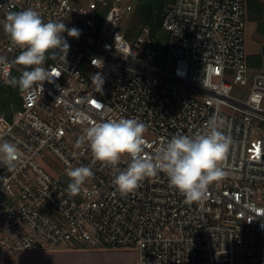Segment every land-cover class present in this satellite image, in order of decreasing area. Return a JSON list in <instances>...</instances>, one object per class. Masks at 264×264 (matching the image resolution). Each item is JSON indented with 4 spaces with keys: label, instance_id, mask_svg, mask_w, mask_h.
I'll list each match as a JSON object with an SVG mask.
<instances>
[{
    "label": "built area",
    "instance_id": "2783aa9c",
    "mask_svg": "<svg viewBox=\"0 0 264 264\" xmlns=\"http://www.w3.org/2000/svg\"><path fill=\"white\" fill-rule=\"evenodd\" d=\"M132 1L0 0V92L30 70L4 31L9 13L79 31L63 32L69 49L43 65L52 82L20 90L0 115V144L18 150L15 167L0 163V264L80 246L130 249L137 264H264V66L248 62L246 1L173 0L154 34L144 25L130 39ZM234 84L249 88L244 98ZM121 118L145 123L148 155L215 118L231 138L226 175L191 203L163 172L121 195L113 180L130 158L113 168L77 146L86 128ZM78 166L94 175L72 195L66 172Z\"/></svg>",
    "mask_w": 264,
    "mask_h": 264
},
{
    "label": "clouds",
    "instance_id": "9594fccd",
    "mask_svg": "<svg viewBox=\"0 0 264 264\" xmlns=\"http://www.w3.org/2000/svg\"><path fill=\"white\" fill-rule=\"evenodd\" d=\"M3 28L13 45L21 49L16 63L30 69L13 79V85L24 92L32 90L37 83L52 82L51 73L43 65L52 50L69 49L61 34L67 31L70 37L79 36L77 29H67L62 22H45L31 9L9 13ZM207 128L206 132L195 136L174 135L154 154L148 155L145 153L149 146L145 123L134 118L106 120L86 128L77 146L86 142L94 161L113 168L122 157L130 158L126 169L118 170L113 180L121 195L134 192L145 179L163 172L170 186L191 203L204 198L208 186L226 175L222 165L229 153L231 138L224 135L215 118L209 121ZM17 151L14 144H0V163L15 167L13 158ZM66 175L70 178L67 191L75 195L94 173L88 166H78L69 167Z\"/></svg>",
    "mask_w": 264,
    "mask_h": 264
},
{
    "label": "trees",
    "instance_id": "16d2710c",
    "mask_svg": "<svg viewBox=\"0 0 264 264\" xmlns=\"http://www.w3.org/2000/svg\"><path fill=\"white\" fill-rule=\"evenodd\" d=\"M169 0H138L136 4V13L138 21L134 25V29L128 33L130 39L135 35L138 29L144 25H148L151 28V32L154 34L161 26L163 11L167 4L171 3ZM260 0H248L249 18L258 23L261 19H264V4H260ZM257 31L262 33V25L259 24ZM52 60V55L48 56L46 63ZM248 62L251 66L260 67L262 65L261 54L252 55L248 57ZM20 92L19 87L6 84L1 88L0 92V115L4 113L7 117L10 116L12 111V105L18 108Z\"/></svg>",
    "mask_w": 264,
    "mask_h": 264
},
{
    "label": "crops",
    "instance_id": "0c3cea01",
    "mask_svg": "<svg viewBox=\"0 0 264 264\" xmlns=\"http://www.w3.org/2000/svg\"><path fill=\"white\" fill-rule=\"evenodd\" d=\"M9 264H137V256L135 252L122 248L80 246L18 253L10 258Z\"/></svg>",
    "mask_w": 264,
    "mask_h": 264
},
{
    "label": "rangeland",
    "instance_id": "374dc122",
    "mask_svg": "<svg viewBox=\"0 0 264 264\" xmlns=\"http://www.w3.org/2000/svg\"><path fill=\"white\" fill-rule=\"evenodd\" d=\"M72 1L74 3L84 4V3H87L89 0H72ZM170 1L171 0H169V2ZM245 1L247 4V14H246V20H245V22H246V24H245L246 52L248 53V57L252 56V55L261 54L262 62H264V32L260 33L257 31V27L259 26V24L262 25V31H264V19H261L260 21H258V23L255 22L254 20H251L249 18L248 0H245ZM137 2H138V0L132 1V3H134L133 4V8H134L133 12L131 14H127L124 17L123 25L126 26L129 30H133L135 27L134 25H136L135 23L138 21V16L136 13ZM259 2H260V4H264V0H260ZM49 55L51 56L52 52H50L48 54V56ZM44 65H46V62ZM261 66H264V63H262ZM233 87H234L235 91H238L239 93L242 94L241 98L245 97L243 94L246 93V91L249 89L248 87H242L239 84H234ZM50 158L53 160V162L60 165V163L53 156H50ZM42 165H44L43 166L44 168H48V166H45L44 162H42ZM123 250H130V249H123ZM130 251L132 252L133 250H130Z\"/></svg>",
    "mask_w": 264,
    "mask_h": 264
}]
</instances>
